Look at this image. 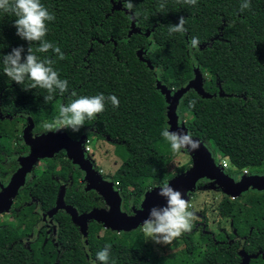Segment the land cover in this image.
Here are the masks:
<instances>
[{
	"label": "trees",
	"instance_id": "trees-1",
	"mask_svg": "<svg viewBox=\"0 0 264 264\" xmlns=\"http://www.w3.org/2000/svg\"><path fill=\"white\" fill-rule=\"evenodd\" d=\"M117 1L121 8L111 10ZM41 2L55 16L46 22L45 39L64 53L62 59L56 57L53 67L60 77L67 78L69 88L45 103L46 90L24 88L27 80L20 85L0 72V176L12 161L15 165L13 158L5 162L7 157L26 149L20 143L17 124L26 122L27 116L35 133L43 132V123L58 114L59 104L73 98L72 91L78 95L111 93L118 98L116 107L106 101L104 110L85 121L78 132L61 129L74 139L84 134L90 142L108 139L114 145L122 160L111 179L128 211L130 205L138 204L146 187L167 181L188 167L182 165L173 173L168 170L165 156L172 150L160 135L166 126V102L157 84L171 92L177 90L193 78L195 68L209 96L194 90L184 93L175 109L178 121L206 146H214L234 173L247 169L250 174H264V0H250L243 11L240 0H197L195 5L181 0H132V9L122 0ZM130 12L135 27L141 30L128 36ZM179 16L185 18L186 31L169 34L168 25ZM13 19L11 13H0V52L17 45L25 50L30 46L35 52L38 42L18 37ZM150 27L154 28L152 42L143 34ZM192 36L198 37L195 48L188 46ZM141 48L147 49L145 57L150 62L136 55ZM36 55L56 56L51 49ZM190 100L195 104L189 106ZM60 164L62 175L70 171L68 160L60 158ZM55 166L54 159H46V169L18 189L11 209L13 220L0 222V264H88V257H94L105 243L110 245L109 256L115 258V264L237 262L233 247L215 243L218 237L213 232L204 235L200 230L194 239L195 221L176 237L179 249L167 255L156 254L140 226L119 233L109 228L101 232V225L92 221L81 237L64 211L53 217V239L45 238L44 228L36 229L39 213L34 210L38 205L39 210L47 211L54 204L56 186L50 173L55 172ZM63 200L78 212L98 205V200H91L88 193L74 186L65 189ZM216 210L230 219L238 233L251 227L249 239L257 237L264 243V191L249 192L234 202L226 196L218 201ZM200 241L207 242L204 249L198 246Z\"/></svg>",
	"mask_w": 264,
	"mask_h": 264
},
{
	"label": "clouds",
	"instance_id": "clouds-1",
	"mask_svg": "<svg viewBox=\"0 0 264 264\" xmlns=\"http://www.w3.org/2000/svg\"><path fill=\"white\" fill-rule=\"evenodd\" d=\"M196 2L197 0H181L182 4L187 5H195ZM122 3L128 9L133 8L132 0H122ZM249 6L250 0H240L241 11ZM0 13H11L14 17L12 25L18 37L28 42H38L35 52L30 46L25 50L23 45L11 47L8 52H0V72L5 74L10 81L20 85H24L27 80L29 83L24 88L39 87L46 90V94L43 95L45 103L51 101L54 94H65L69 88L68 80L60 77L58 70L53 67L56 57L62 59L64 53L54 42L45 39L48 31L46 22L55 18L54 13L45 7L41 0H0ZM185 31L184 16H179L177 22L168 25L169 34ZM197 44L198 37L192 36L188 46L195 48ZM49 49L56 54L55 57L50 58L45 55L41 58L36 55V52L46 53ZM70 95L73 98L69 102L59 104L58 114L50 122L43 123L44 130L58 131L61 128H67L71 132H78L85 121L93 120L96 114L104 110L106 101L110 102L113 107L119 103L118 98L111 93L107 96L102 92L93 95H78L72 91ZM194 104V100L189 101V106ZM178 129L179 125L175 129L164 126L160 130V135L167 141L172 152L194 151L199 147L200 140L194 138L191 131L186 128ZM224 159L221 158L216 164L221 166L220 163ZM222 168L225 170L227 167ZM242 172L243 170L240 173ZM153 188L156 189L157 195L162 197L164 203L151 205L148 208L146 217L140 223V230L146 240L150 238L156 243H169L181 232L190 229L193 212L189 208V200L186 202L181 191L166 180L152 183L146 187L145 191L151 192ZM109 251L110 245L105 243L95 252L94 257L91 255L88 257V264H115V258L110 259Z\"/></svg>",
	"mask_w": 264,
	"mask_h": 264
},
{
	"label": "water",
	"instance_id": "water-1",
	"mask_svg": "<svg viewBox=\"0 0 264 264\" xmlns=\"http://www.w3.org/2000/svg\"><path fill=\"white\" fill-rule=\"evenodd\" d=\"M121 2L117 1L112 4L111 10L120 9ZM126 12V9H125ZM131 15L130 29L127 35L140 33V28L135 27V21ZM151 32H146L145 35L151 37ZM136 55L141 57V50L136 51ZM148 63V62H147ZM161 93L164 94L166 106V126L175 129L179 125V129H185L184 122H179L175 114V109L180 97L189 90H194L200 95L209 96L202 88V75L198 69H194V76L183 87L171 92L163 84H157ZM214 95V94H212ZM34 123L31 117H26V125L23 129V141L29 146V152L26 155L17 158L19 167L11 175L6 186L0 190V213L9 211L12 204V199L17 194L18 189L24 183V177L30 173L35 162L41 158H51L54 153L60 149H64L66 155L71 161L80 166V169L86 172V178L93 176V170L90 166L88 158L84 157V152L80 146L83 143L85 135H81L77 141H73L65 132L60 129L58 131H45L36 136L31 135V130ZM194 137V136H193ZM197 138V137H194ZM191 156V164L185 170L178 172L169 180L174 188L179 189L182 195L185 196L188 202L191 193L199 186L198 183L207 179L208 184H202L206 189L218 188L224 194L236 196L248 189L262 190L264 189V174H242L238 179H233L224 172V169L216 164L210 154L208 147L200 141V145L194 151H188ZM90 187V186H89ZM98 193L102 196L107 210L100 208H92L88 212L78 213L73 205L66 204L63 200L64 189L58 191L54 205L42 215L46 221H51L52 217L61 209L69 214L73 223L80 227V235L84 237L87 222L94 220L101 223L105 228L113 231H127L140 226L142 220L146 217L148 208L151 205L163 204L162 197L157 195L156 189L151 192L145 191L140 202V206L134 209L132 214H127L120 209V196L117 191L113 190L110 183L99 182L94 186ZM247 258H243L241 264L246 263Z\"/></svg>",
	"mask_w": 264,
	"mask_h": 264
},
{
	"label": "flooded vegetation",
	"instance_id": "flooded-vegetation-1",
	"mask_svg": "<svg viewBox=\"0 0 264 264\" xmlns=\"http://www.w3.org/2000/svg\"><path fill=\"white\" fill-rule=\"evenodd\" d=\"M153 29H154L153 27H150V28H145L144 31H143L144 35L148 31L151 32L150 33L151 37L148 38L145 35V37L151 42H152V38H153V35H152ZM137 50H141V57H138L141 61H143V62L149 61L148 58L145 57V53L147 51L146 48H141V49H137ZM174 91L175 90L172 89V92H174ZM166 106H167V104H166ZM25 125H26V122L23 123L22 128H21L20 143L25 145L26 149H25V151L23 153L18 152V153H15L14 155L8 156L7 160H5V162H10L12 160V158H13L15 160V165L13 163L14 161H12L11 164H9L4 169V171H2L4 174L2 175L3 177L0 176V190H1L2 187L6 186V184L8 183L11 175L19 167L17 158L19 156L26 155L29 152V146L26 145L24 143V141H23V129H24ZM43 132H45V131H43ZM40 133H42V132L35 133L34 127L31 130V135L32 136H36V135H38ZM81 135H84V134H81ZM79 138H76V139L71 138V139L73 141H77ZM93 140H94L93 143H95V140H98V139H93ZM102 140H105V141L109 142L108 139H102ZM84 142H85V138H84L83 143H81L80 146L83 149L84 157L89 159L91 169L93 170V173H94L93 176L88 175L89 179H88V177L86 178V172L84 170L80 169L79 165L73 163L71 161V159L68 158V156L66 155L65 150L64 149H60L56 153H54L51 158H41V159L37 160L35 162V164L33 165L31 172L25 175L24 183L20 186V188H22L23 186H28L27 185L28 182L32 179V177L36 176V174H37L36 173V169L39 166L43 165V166H41L42 167V169H41L42 171H44L46 169V159H54V161H56L55 172L50 173V179L52 180L53 185L56 186V196L58 194L59 189L63 188L64 191H65V189L68 186H74L76 188H79V189L83 190L85 193H88L90 195L91 200H93V201L98 200L97 201L98 205H95V206L91 207L89 210H91L92 208H100V209L107 210L108 206L106 205V203L103 200L102 196L98 193V191L95 188L92 187L96 183L105 181L107 183H110L111 188L113 190L117 191L118 195L120 196V201H121L120 202V209L122 211L126 212L127 214H132L133 210L137 209L138 207L136 205H130V208H129L128 211L123 209V207H122V205H123L122 195L120 193L119 188H117V186H116L117 183L113 182L112 179H111L112 176H113V172L116 169L110 174L107 173V172H104L100 168V165L98 164L96 158H94L93 150L90 151L92 153L91 157L86 155L85 150L83 148ZM91 144H92V142H91ZM60 158H63L65 161L68 160L70 162V164H71V169H70L71 173L69 171L65 175L61 174V166H63V165L60 164ZM190 164H191V162H190ZM242 174L247 175V174H250V173H248V171L246 170V172L239 173L236 178H234L233 176H231L229 174H227V175L231 176L233 179H238L239 176H241ZM199 183H202L204 185V184H208L209 181L207 179H205V180H203V181H201ZM207 190L218 192V194H219V198H218L219 200L218 201H220L221 199H223L224 197L227 196V197H229V200L232 201V202H234L237 198H239V197H241V196H243L245 194H248L249 192H253V191L263 192L264 191V189H262V190L248 189V190H245V191L241 192L240 194H238L236 196H231V195L224 194L218 188L207 189ZM14 198L12 199L11 208L9 210V212H11V214H12V210L11 209H12V205H13V202H14ZM55 199H56V197H55ZM141 200H142V197L140 198V200H139L137 205L140 204ZM218 201H217V203H218ZM54 202H55V200H54ZM238 202L241 203L243 201L239 199ZM34 211H35V213L36 212L39 213L37 224L35 225L36 229L44 228L45 238H47L48 236H51V232L52 233L55 232V228H56V221L53 220L54 216L52 217L51 221H46L44 219L43 215H42L45 211L39 210L38 209V205H36ZM60 211H64V210L61 209L58 212H60ZM88 211H83V212H88ZM78 213H81V212H78ZM218 217H219L218 218L219 219L218 223H217V225H215V229H212V228H210L208 226V219H207V216H206L205 211H204L203 216L200 215L199 219L195 220L194 233L197 234L196 238H198V234H199L200 230H202L204 235L207 234L208 232H213V234L218 237V239L214 241L215 243H219L221 246L225 245L226 247H229V246L233 247V250L235 251V253H236L237 257H238L237 262L235 264H241V261H242L243 258L244 259L247 258L245 264H264V243L262 241H260V239H257V237L249 239V236L251 235V227L246 233H238L234 228H232V223L229 221L230 219L225 218V217H223V216H221L219 214H218ZM92 221L95 222L94 220H89L87 222V227H88V224L90 222H92ZM227 222H228V224H226ZM99 224L101 225V232H103L106 229H108V228H105L101 223H99ZM77 227H78V230L80 232V227L78 225H77ZM86 232H87V229H86ZM86 232H85V235H86ZM114 232L119 233L120 231H114ZM51 238H52V236H51ZM212 238H215V236L212 237ZM205 244H207V242H205V241L198 242V246H200L201 249H204L206 247Z\"/></svg>",
	"mask_w": 264,
	"mask_h": 264
},
{
	"label": "rangeland",
	"instance_id": "rangeland-1",
	"mask_svg": "<svg viewBox=\"0 0 264 264\" xmlns=\"http://www.w3.org/2000/svg\"><path fill=\"white\" fill-rule=\"evenodd\" d=\"M23 124H17V129L19 133L21 132ZM20 137V136H19ZM94 141V140H93ZM92 141V149L94 158H96L100 168L107 173H112L117 166L120 164L122 158L119 156L115 150L113 144L98 139L95 140V143ZM210 154L215 161L218 163L221 160V156L216 151L215 147L210 145L207 146ZM86 155L91 157V152L85 151ZM165 160L167 163L168 170L173 173L176 172L179 167L182 165L190 166L191 156L188 152L184 150L176 151L172 154V152L167 153L165 156ZM43 166V165H41ZM39 166L36 169V172L39 173L42 167ZM227 174L237 177L238 173H234L231 167L229 166L224 170ZM177 174V173H176ZM218 192L209 191L203 187V185H199L192 193L191 198L189 199V208L193 212V216L191 218V222L198 220L200 216V211L205 210V214L208 219V226L212 229H215V225L218 223V213L216 210L217 201L219 200ZM13 220V215L9 211H3L0 213V222H11ZM228 224V222L226 223ZM197 234L194 233L193 238L195 239ZM153 246L154 251L158 255H167L176 252L181 246L178 239L174 237L169 243H156L153 242L150 238L147 239Z\"/></svg>",
	"mask_w": 264,
	"mask_h": 264
},
{
	"label": "built area",
	"instance_id": "built-area-1",
	"mask_svg": "<svg viewBox=\"0 0 264 264\" xmlns=\"http://www.w3.org/2000/svg\"><path fill=\"white\" fill-rule=\"evenodd\" d=\"M89 140L88 139H85V142H84V145H83L84 150L85 151H88V152H90L91 150H93L92 149V146H91V142ZM220 165L222 167H227V165H228L227 160H225V159L222 160L221 163H220ZM243 172H246V169H243Z\"/></svg>",
	"mask_w": 264,
	"mask_h": 264
}]
</instances>
